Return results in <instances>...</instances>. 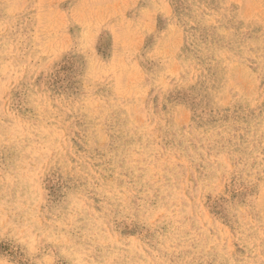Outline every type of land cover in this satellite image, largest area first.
Listing matches in <instances>:
<instances>
[{"label":"rangeland","instance_id":"374dc122","mask_svg":"<svg viewBox=\"0 0 264 264\" xmlns=\"http://www.w3.org/2000/svg\"><path fill=\"white\" fill-rule=\"evenodd\" d=\"M0 264H264V0H0Z\"/></svg>","mask_w":264,"mask_h":264}]
</instances>
